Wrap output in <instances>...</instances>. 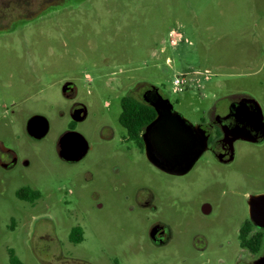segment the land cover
Masks as SVG:
<instances>
[{
	"label": "rangeland",
	"instance_id": "rangeland-1",
	"mask_svg": "<svg viewBox=\"0 0 264 264\" xmlns=\"http://www.w3.org/2000/svg\"><path fill=\"white\" fill-rule=\"evenodd\" d=\"M263 65L264 0H0V142L17 157L11 170L0 165V264H11L8 248L22 264H42L43 256L55 264H191L190 251L231 240L245 195L264 193V139H236L230 163L204 152L186 173L168 174L135 143L120 145L114 98L138 97V83H151L191 122L237 96L264 111ZM176 77L185 79L182 90ZM57 78L77 84L87 105L71 131L87 144L76 161L58 149L69 119L58 115L66 102L51 87ZM36 81L47 87L42 94ZM51 104L47 133L29 135L30 112ZM28 182L45 198L36 211L14 196ZM78 224L84 239L70 243ZM155 224L169 232L162 242L151 236ZM222 255L229 263L242 256Z\"/></svg>",
	"mask_w": 264,
	"mask_h": 264
},
{
	"label": "flooded vegetation",
	"instance_id": "flooded-vegetation-1",
	"mask_svg": "<svg viewBox=\"0 0 264 264\" xmlns=\"http://www.w3.org/2000/svg\"><path fill=\"white\" fill-rule=\"evenodd\" d=\"M43 71L45 72V68ZM264 69V65L262 67ZM38 82V81H36ZM41 86L36 91L39 94H42L43 90H46L47 87L44 86V83L38 82ZM141 89L138 92V97L131 95L124 94L123 96L114 98L115 101H118L120 106V113L118 115V123L121 125L124 135L121 134L119 141L120 145H125L129 148L128 145L131 143H135V145L139 146L146 155V148L145 142L143 140V133L146 127L155 119L157 115V111L155 105H160L163 103V100H166L170 105L169 110L171 111V102L170 100L160 91L159 87L153 85L151 83H138ZM120 86V85H119ZM32 86H30L31 88ZM51 87H55V89L59 88L60 94L62 95L66 105H60L58 107V115L61 118L69 119L66 123V127L62 130L63 132H71L76 130L77 123L83 121L87 115V105L80 100L77 99L78 95V85L75 84L73 81L70 80H63L62 78H57L52 84ZM116 88V87H115ZM24 90L27 91L28 87H24ZM116 90V89H114ZM17 98L16 100H21L23 96H25L26 92ZM9 93V92H8ZM19 101H13L12 104L17 105ZM42 104V103H41ZM129 104L136 105L139 113L135 114H125L123 119L124 120H132L131 127L127 128L124 126L120 120L121 113L123 110H126ZM231 104H234V111H241L239 114L233 116L232 119H228L227 116L230 111ZM166 105V104H165ZM212 105V106H211ZM209 108L205 109L203 114L198 118L197 121H188L186 122L190 124L191 128H196L198 131L202 132L206 139H205V147L202 150L201 154L198 158L204 153L208 152L213 159L217 162L226 164L230 163V161L234 157V142L236 139L240 138L235 136L236 129L241 126H245L248 128L252 133L259 135L262 128L264 127V111L261 109L260 105L256 102L255 99L249 96H237L233 97L227 107L223 109V107H218L211 104ZM45 109L35 110L30 112L28 118L24 121L26 131L29 135L40 138L45 135L48 131L49 124L45 116H43V112L47 109L51 108L54 109L53 104L49 107L42 105ZM173 106V105H172ZM174 110V107H173ZM144 111V112H143ZM182 116V115H181ZM44 119L47 122V131L42 136H34L28 130L29 121L32 120V128L36 129L40 126ZM139 126L138 133H135L133 128L135 126ZM108 127V126H107ZM106 140H110L113 138V132L111 130L107 131V136L103 137ZM243 140H247L241 138ZM256 140H247L252 142H260L263 141L264 136H257ZM87 152V150H86ZM83 154V156L86 154ZM0 155H3L4 158L0 157V165L7 170H11L16 162L17 157L15 152L8 147L7 145H3L0 142ZM81 156V157H83ZM80 157V158H81ZM147 157V155H146ZM77 158V159H80ZM197 158V159H198ZM148 159V158H147ZM197 159L191 165V167L195 164ZM149 160V159H148ZM71 161H76L71 160ZM151 164H153L151 162ZM154 165V164H153ZM157 167L156 165H154ZM191 167L187 170L189 171ZM160 169L159 167H157ZM162 170V169H160ZM168 174L173 175H181L171 173L165 170H162ZM264 193H253V194H246V205H245V212L246 215L243 220H241L235 229V233L232 236L231 240H227L224 244L222 239H218L215 244H206L204 247L200 249H196L194 251H190L189 256L184 258V261L192 260L191 264H264V225L260 220H255L252 217V212L255 216H264V200L257 201L255 204L251 203L252 198L257 196H262ZM14 196L18 199V201L22 204V208L25 210H33L36 211L44 201V195L42 194L39 187L33 183H25L20 185L15 191ZM137 197H139L137 195ZM141 199V198H140ZM151 200V197H147L145 199H141L142 203H148ZM211 210L209 205H203L202 211L207 214ZM48 222V221H47ZM16 227V223L14 219L10 220L8 228L10 231H13ZM84 228L78 224L71 227L68 235V241L70 243H79L84 239ZM75 235L80 236L81 239L78 240ZM168 231L160 224H155L152 227V238L156 241L162 242L166 239L168 235ZM54 237L52 227L48 225L47 233L42 234V239L44 241V247L49 249V244L52 242ZM256 245L258 247L253 249ZM43 246V244H42ZM230 246V247H229ZM234 246L237 247L238 250H241V260L235 261L233 263H229L223 257V252L233 250L237 253L238 250H234ZM8 253L10 250L13 251L12 248H8ZM198 250V251H197ZM235 255L233 254V258ZM47 258V256H46ZM55 259V258H54ZM53 259V260H54ZM58 259V258H57ZM56 259V260H57ZM237 259V258H234ZM233 259V260H234ZM51 259L47 260L42 258V264H55L52 263ZM232 260V261H233Z\"/></svg>",
	"mask_w": 264,
	"mask_h": 264
},
{
	"label": "water",
	"instance_id": "water-1",
	"mask_svg": "<svg viewBox=\"0 0 264 264\" xmlns=\"http://www.w3.org/2000/svg\"><path fill=\"white\" fill-rule=\"evenodd\" d=\"M166 104V105H165ZM166 100L160 105H155L157 115L146 127L143 133L146 155L150 162L162 170L181 174L186 172L194 161L201 154L205 147V135L196 128L192 129L186 119L180 113L173 110ZM241 111H234V104H231L228 119L239 114ZM32 120L29 121L28 130L34 136H42L47 131V122L44 119L36 129L32 128ZM235 136L247 140H256L257 136H264V127L259 135L252 133L244 125L236 129ZM59 153L68 160H75L86 152L87 144L84 138L76 132L64 133L58 142ZM264 200V195L252 198L251 203ZM264 225V216H255Z\"/></svg>",
	"mask_w": 264,
	"mask_h": 264
},
{
	"label": "trees",
	"instance_id": "trees-1",
	"mask_svg": "<svg viewBox=\"0 0 264 264\" xmlns=\"http://www.w3.org/2000/svg\"><path fill=\"white\" fill-rule=\"evenodd\" d=\"M138 107L136 106V105H134V104H129V106H128V108L126 109V110H123V112L121 113V116H120V120H121V122H122V124L124 125V126H126L127 128H132L131 127V121L132 120H124L123 119V117H124V115L125 114H135V113H139V112H142V111H139L138 109H137ZM144 112V111H143ZM139 126L137 125V126H135L134 128H133V130H134V132L135 133H138V131H139ZM73 236L74 237H77V235H75L74 233H73ZM77 239L78 240H80L81 239V237L80 236H78L77 237ZM258 247V245H256L253 249H255L256 250V248ZM9 262L11 263V264H22L21 263V261L16 257V255L14 254V252L12 251V250H10V252H9Z\"/></svg>",
	"mask_w": 264,
	"mask_h": 264
},
{
	"label": "built area",
	"instance_id": "built-area-1",
	"mask_svg": "<svg viewBox=\"0 0 264 264\" xmlns=\"http://www.w3.org/2000/svg\"><path fill=\"white\" fill-rule=\"evenodd\" d=\"M185 82L184 77H176L174 79V84L176 86V90H182V84Z\"/></svg>",
	"mask_w": 264,
	"mask_h": 264
}]
</instances>
